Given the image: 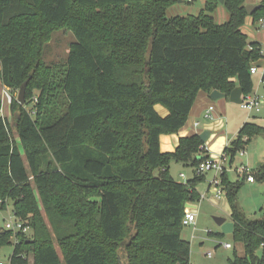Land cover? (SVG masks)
<instances>
[{
  "label": "trees",
  "instance_id": "1",
  "mask_svg": "<svg viewBox=\"0 0 264 264\" xmlns=\"http://www.w3.org/2000/svg\"><path fill=\"white\" fill-rule=\"evenodd\" d=\"M177 2L0 0V82L26 91L24 105L12 98L13 128L0 91V211L11 202L31 229L0 226V249L14 246L10 264H29L30 255L33 264H191L185 205L200 201L205 174L177 182L170 164L197 171L210 156L200 135L167 153L160 137L185 127L200 92H253L263 48L243 27L249 17L264 20V0L252 16L246 0H224V24L214 19L219 0H206L197 16L167 17ZM61 28L76 41L59 73L42 56ZM259 135L264 127L245 122L224 151L227 165ZM226 170L232 235L244 246L228 264H264V216L245 217L237 202L245 179L231 182ZM253 176L264 184V165Z\"/></svg>",
  "mask_w": 264,
  "mask_h": 264
},
{
  "label": "rangeland",
  "instance_id": "2",
  "mask_svg": "<svg viewBox=\"0 0 264 264\" xmlns=\"http://www.w3.org/2000/svg\"><path fill=\"white\" fill-rule=\"evenodd\" d=\"M181 1V2H180ZM206 0H194L188 3L187 0H178L167 11V17H186L189 15L197 16L205 9ZM261 0H246L247 5L259 4ZM214 19L217 24H224L229 19V14L226 7L220 4L214 13ZM243 32L248 36L250 42H258L262 45L264 52V28H261L259 22H254L251 17L246 20L243 27ZM76 41L74 34L64 28L55 30L49 40L42 56L43 62L53 68L55 71L62 73L63 66L67 61L71 45ZM264 61H261L262 63ZM259 63V64H260ZM253 92L264 96V85H260V77L252 76ZM0 91L3 99V109L1 115L6 118L13 128L15 123V115L19 109H11V101L14 97L18 102L20 90L10 91L1 85ZM39 92H35L34 102L26 106V110L33 112L34 106L37 103ZM26 98V91H25ZM225 102V108L220 107V103ZM216 108H219L212 118L206 116V111L198 118L196 123H199L200 129H203L201 134L209 132V137L206 141V148L210 159L218 160L223 155L225 149L230 142L237 138L242 124L246 122L256 123L264 127V105L261 113L251 115L244 111L239 104L232 103L229 99L213 101ZM20 104V103H19ZM218 104V106H216ZM22 105V104H21ZM197 111L204 106L199 105ZM158 113L162 116V112L167 110L158 106ZM167 113L165 114V116ZM257 117V118H254ZM200 134V135H201ZM13 139L17 140V135L12 131ZM163 149V148H162ZM171 152V151H169ZM264 165V136L259 135L252 138L247 144L244 154L239 153L232 166L227 165V177L229 181L236 182L238 180L239 169L242 165L249 168L250 173H255L258 165ZM159 172H156L158 175ZM170 174L175 181L186 183L196 178V169L190 165L172 162L170 164ZM215 178L221 180L220 174L215 170L209 171L204 175L202 181L197 185V191L201 195L200 201L194 203L196 208L192 212L196 215L195 225L184 226L182 237L191 245V264H228V260L232 259L235 254L242 256L244 254V246L241 243L235 242L232 234H222L221 228L216 224L214 218L221 217L230 219L231 207L225 192L222 191V183L220 186L214 184ZM218 191L223 194L218 196ZM219 198H218V197ZM237 202L240 210L248 219H260L264 216V184L256 181L253 184L245 181L244 185L237 194ZM189 209V208H186ZM15 220L13 213V204L10 202L7 210L0 211V226H4ZM230 244L232 248H226ZM57 247V245H56ZM61 258L62 254L57 247ZM14 252V246H6L0 249V262L10 264L11 256ZM209 253L211 257H209ZM262 248L258 251L260 255ZM33 255L29 256V264H33Z\"/></svg>",
  "mask_w": 264,
  "mask_h": 264
},
{
  "label": "built area",
  "instance_id": "3",
  "mask_svg": "<svg viewBox=\"0 0 264 264\" xmlns=\"http://www.w3.org/2000/svg\"><path fill=\"white\" fill-rule=\"evenodd\" d=\"M193 1L194 0H187L188 3H191ZM259 23H260L261 28H264V20H260ZM262 54L264 55L263 51H262ZM262 61H264V59ZM251 74L253 76L258 75L260 77V85H264V62L260 64H254L251 67ZM263 105H264V96H261L258 93L252 92L247 95H244V94L242 95V103L240 104V106L244 111L248 112L251 115L261 113ZM214 111H215L214 106L212 105L209 106L206 109V116L208 118H212ZM195 126L199 127V123L198 122L195 123ZM244 151L245 150L240 152L241 155L244 154ZM227 161H228V157L226 156V154L223 153L221 158H219L218 160L209 159L207 161L200 163L196 172L197 174L203 175L209 171L215 170L216 172H218V174H220V177H221V174L224 173L226 170ZM237 172L239 173L238 176L240 178H244L247 183L253 184L256 182L253 174L249 172V168L247 166L242 165L239 169H237ZM220 181L222 183V180L215 178L214 184H216V186H220ZM222 191H223V188H222ZM222 191H218L217 195L218 196L222 195L223 194ZM195 223H196L195 213L192 212V209H186L185 217L183 220V225L190 226V225H195ZM5 229L13 233L24 232V233L29 234L31 232L30 227L25 226L21 220H18L16 218L13 222L7 223L5 225ZM226 248L229 249L232 247L230 244H227ZM209 257H211L210 253H209ZM0 264H3V263L0 262Z\"/></svg>",
  "mask_w": 264,
  "mask_h": 264
},
{
  "label": "crops",
  "instance_id": "4",
  "mask_svg": "<svg viewBox=\"0 0 264 264\" xmlns=\"http://www.w3.org/2000/svg\"><path fill=\"white\" fill-rule=\"evenodd\" d=\"M226 99L227 98H223L220 100H226ZM199 105H203L204 107L201 110L197 111V107L200 108ZM211 105H214V103H213V100H211V98H210V94L205 93V92H200L197 99H196V102H195V104L191 110V113H190L189 118H188V122L185 125V127H183L176 134L162 135L160 137L161 151L163 153H167L169 151L174 152L176 147L178 146L180 138L189 137V136L196 135V134L200 135L203 129H200V126L196 127L195 123L198 120V118L202 115V112L206 111V109ZM219 105L221 108H225L227 104L225 102H223V103H220ZM158 106H160V105H158ZM158 106H156V110L158 109L157 108ZM216 106H218V104H216ZM214 108H215V112L217 115V110H219V108H216L215 106H214ZM157 112H158V110H157ZM166 113L168 114V111ZM166 113L162 112L161 114L164 117ZM254 118H257V117H254ZM230 217H231V215H230ZM228 221H231V219H229ZM242 256H244V254H242Z\"/></svg>",
  "mask_w": 264,
  "mask_h": 264
},
{
  "label": "water",
  "instance_id": "5",
  "mask_svg": "<svg viewBox=\"0 0 264 264\" xmlns=\"http://www.w3.org/2000/svg\"><path fill=\"white\" fill-rule=\"evenodd\" d=\"M221 4L224 3V0H219ZM261 7L260 4H251L246 6V10L249 14V16H252L254 12H256L259 8ZM242 95H243V90L241 87H236L231 94L229 95L228 99L235 104H241L242 103ZM210 98L213 101H217L219 99L227 98L226 94H223L217 90L213 91L210 94ZM26 98H25V87H22L20 89L19 95H18V102L22 105L25 104ZM209 132H205L200 135V138L202 139L203 142H206L208 137H209ZM259 164L258 166H260ZM185 208H190L194 209L196 206L194 204L187 203L185 205ZM216 224L221 228L222 234H233L234 229H235V224L232 221H228L226 218H221V217H215L214 218Z\"/></svg>",
  "mask_w": 264,
  "mask_h": 264
},
{
  "label": "bare ground",
  "instance_id": "6",
  "mask_svg": "<svg viewBox=\"0 0 264 264\" xmlns=\"http://www.w3.org/2000/svg\"><path fill=\"white\" fill-rule=\"evenodd\" d=\"M190 209V208H189Z\"/></svg>",
  "mask_w": 264,
  "mask_h": 264
}]
</instances>
